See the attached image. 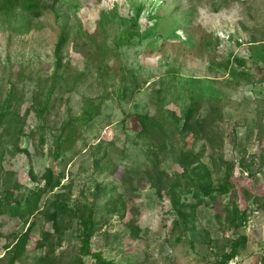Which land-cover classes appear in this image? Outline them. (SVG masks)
Returning a JSON list of instances; mask_svg holds the SVG:
<instances>
[{"label": "rangeland", "instance_id": "1", "mask_svg": "<svg viewBox=\"0 0 264 264\" xmlns=\"http://www.w3.org/2000/svg\"><path fill=\"white\" fill-rule=\"evenodd\" d=\"M36 1L38 12L0 13V102L11 88L22 128L4 138L0 199L5 172L21 196L48 168L60 178L28 218L26 257L49 251L52 264L71 262L77 212L88 205L96 226L91 248L110 264H220L239 237L245 246L231 260L260 264L264 0ZM117 38L131 42L114 54ZM196 101L202 114H212L211 140L183 178L176 160L195 142L178 127ZM135 114H147L160 135L139 137ZM228 175L226 195L206 197L195 188H216ZM56 210L53 229L49 216ZM235 211L245 212L238 229ZM24 220L0 214V259L25 234ZM41 240L44 249H35Z\"/></svg>", "mask_w": 264, "mask_h": 264}, {"label": "trees", "instance_id": "2", "mask_svg": "<svg viewBox=\"0 0 264 264\" xmlns=\"http://www.w3.org/2000/svg\"><path fill=\"white\" fill-rule=\"evenodd\" d=\"M16 8H21L27 13H33L36 11L38 12L39 4L36 0H0V13L9 14ZM140 13V10L136 13L137 19L139 18ZM135 24L136 23H133L132 27H134ZM130 42L131 39H115L113 43L114 54H116V51L119 54L120 48L124 47L125 43L129 44ZM64 45L65 36L64 34H61L54 48L55 72L60 67L61 54ZM234 63L241 67L245 66V62L243 60L236 59L234 60ZM53 78L55 77L53 76ZM17 101V95L10 88L8 94H6L5 98L0 102V166L3 158L4 138L10 136L11 133L20 134L22 131V128L18 125L21 120L18 113L14 111ZM199 107L200 105L198 101L191 102L187 108L186 115L181 126L178 127L181 133L190 135L193 137L195 142V147L193 146L192 150L182 151L180 157L176 160V164L178 163L183 168V178H185L189 165L195 164L196 162L198 163L202 152L205 149V143L211 140L208 134L211 130V124L213 121L211 118L212 114L211 112L202 114ZM97 109L98 107L88 112L90 118L95 117L98 114ZM134 117L139 126V137L151 138L156 137L157 134L160 135V132L158 133L156 123L147 114H135ZM88 121H90V119ZM69 125L70 124H67V126ZM160 137L163 138V141L166 138V136L162 134ZM197 144L198 147H196ZM163 145H165V143ZM162 149L166 150V148ZM53 157L54 159L58 158L57 150L53 151ZM29 174L31 175V178L34 179L32 172H29ZM3 175L6 177V180L3 183L5 184L3 189L4 196L0 199V214L5 213L10 217L25 218L24 221L26 222L28 228L25 234L20 236L15 244L5 253L4 257L0 259V262H4L5 264H52V255H49V251L42 258H35L33 261H30L26 257L28 253V237L33 227L32 224H28V218L34 213L39 212L37 204H39L41 196L52 193V191L58 186L60 178H56L52 170L48 168L44 172L40 184H35V181H31L34 189L27 192L24 196H21L20 192H14V187H11L9 180L10 174L5 172ZM228 178L229 175L225 177V182L223 184H219L216 188H213L212 186L198 185L195 186V188L206 197L213 194L226 195L230 188ZM30 199H34L35 207L29 205ZM59 212H61V210H56L49 216L53 229L59 224ZM77 213H79V217L77 216V218L81 226L78 234V253L77 256L68 264H84L82 260L85 258H88L92 264H110V262L103 258L99 252H95L91 248V241L96 234L92 208L88 205H84L78 209ZM180 214V211H176L177 216H180ZM234 215V218L239 222L233 221L232 223L234 224L233 226L235 229H238L245 223V212L235 211ZM44 239L45 241L48 240L47 237ZM42 241L43 240L40 241L41 243L38 242L35 245V249H44L45 243ZM245 243L246 239L243 237H239L235 242H233L229 247L230 253L220 264H226L231 259L236 258L238 251L244 248ZM61 262L62 259L59 258L57 264H61ZM260 264H264V258L261 260Z\"/></svg>", "mask_w": 264, "mask_h": 264}, {"label": "built area", "instance_id": "3", "mask_svg": "<svg viewBox=\"0 0 264 264\" xmlns=\"http://www.w3.org/2000/svg\"><path fill=\"white\" fill-rule=\"evenodd\" d=\"M229 264H237V263L235 262V260H231V261L229 262Z\"/></svg>", "mask_w": 264, "mask_h": 264}, {"label": "crops", "instance_id": "4", "mask_svg": "<svg viewBox=\"0 0 264 264\" xmlns=\"http://www.w3.org/2000/svg\"><path fill=\"white\" fill-rule=\"evenodd\" d=\"M252 261L250 260L249 263H251Z\"/></svg>", "mask_w": 264, "mask_h": 264}]
</instances>
